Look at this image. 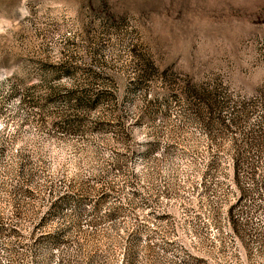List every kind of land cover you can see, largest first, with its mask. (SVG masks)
Returning <instances> with one entry per match:
<instances>
[{
  "label": "rangeland",
  "instance_id": "374dc122",
  "mask_svg": "<svg viewBox=\"0 0 264 264\" xmlns=\"http://www.w3.org/2000/svg\"><path fill=\"white\" fill-rule=\"evenodd\" d=\"M0 264H264V0H0Z\"/></svg>",
  "mask_w": 264,
  "mask_h": 264
}]
</instances>
